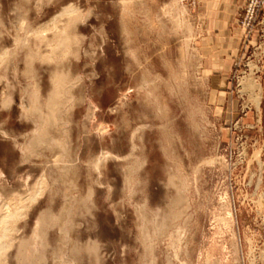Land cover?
<instances>
[{"label": "rangeland", "instance_id": "1", "mask_svg": "<svg viewBox=\"0 0 264 264\" xmlns=\"http://www.w3.org/2000/svg\"><path fill=\"white\" fill-rule=\"evenodd\" d=\"M210 4L0 0L5 264H264V19L220 96Z\"/></svg>", "mask_w": 264, "mask_h": 264}, {"label": "crops", "instance_id": "2", "mask_svg": "<svg viewBox=\"0 0 264 264\" xmlns=\"http://www.w3.org/2000/svg\"><path fill=\"white\" fill-rule=\"evenodd\" d=\"M209 1L213 9H207L205 14L206 36L202 40L205 71L212 75L213 92L227 96L230 94V69L253 41L248 40L245 29L237 24L245 0Z\"/></svg>", "mask_w": 264, "mask_h": 264}, {"label": "bare ground", "instance_id": "3", "mask_svg": "<svg viewBox=\"0 0 264 264\" xmlns=\"http://www.w3.org/2000/svg\"><path fill=\"white\" fill-rule=\"evenodd\" d=\"M66 12H69V13H71V14H73L72 15V17L70 18V20H71V25L72 24H74L75 23V21H76V13L74 12V9L73 8H69L68 10H65ZM54 41H55V48H53V52L55 53L56 51H58L57 49H60V48H62V50H64L65 48H66V46L70 43V41H71V34H70V29H68L67 27L66 28H63L62 30H56L55 32H54ZM53 41V42H54ZM52 44V43H51ZM30 56L31 57H33L34 58V56H40V54H33V53H30ZM64 80H65V77L64 76H62V77H57L56 79H55V87H54V91L52 92L51 91V95L49 96L50 98H49V102H48V105H50V106H55L56 104H57V102L59 101V99H60V97H61V94H62V90L65 88V82H64ZM65 90V89H64ZM39 94V93H38ZM35 95H36V93H33L32 94V96H33V103H34V106L33 107H36V108H38L39 107V103H38V95L35 97ZM35 97V98H34ZM32 103V104H33ZM41 115H42V113H41ZM34 141H35V139H34ZM36 196L37 195H35V196H33V198H36ZM14 214L15 213H13V212H6V214L5 215H2L1 216V220H0V223H3L4 225H5V227H4V235H6V230H7V223H8V221H9V219L10 218H12V217H14ZM46 215H42L41 217H40V219H39V223H40V225H42L43 227H45V225H46V217H45ZM22 243L20 244L21 245V247L23 246V244H24V242L23 241H21ZM20 247V246H19ZM21 248H19V250H20ZM20 251H22V250H20ZM20 253V252H19ZM0 254H1V249H0ZM20 255V254H19ZM1 256V255H0ZM28 260V259H27ZM29 261H31V260H29ZM28 264H29V262L28 261H26ZM0 264H5V262H3L2 260H1V258H0Z\"/></svg>", "mask_w": 264, "mask_h": 264}, {"label": "built area", "instance_id": "4", "mask_svg": "<svg viewBox=\"0 0 264 264\" xmlns=\"http://www.w3.org/2000/svg\"><path fill=\"white\" fill-rule=\"evenodd\" d=\"M260 18L264 19V0H245L241 25L248 36H251Z\"/></svg>", "mask_w": 264, "mask_h": 264}]
</instances>
